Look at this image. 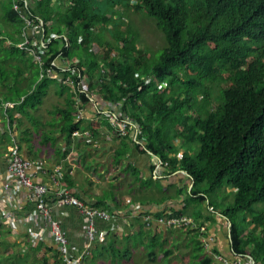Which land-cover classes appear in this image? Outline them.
I'll return each mask as SVG.
<instances>
[{
  "label": "trees",
  "instance_id": "obj_1",
  "mask_svg": "<svg viewBox=\"0 0 264 264\" xmlns=\"http://www.w3.org/2000/svg\"><path fill=\"white\" fill-rule=\"evenodd\" d=\"M132 5L163 33L158 53L139 44V30L126 20ZM84 78L98 97L123 102V113L139 126L140 148L170 171L187 172L189 196L211 205L219 188L235 191L232 203L215 209L231 223L232 251L264 264V208L255 209L264 203V0H0V103H13L6 111L12 129L2 135L6 144L59 161L68 153L62 147L76 138L89 145L73 135L94 132L99 122L83 124L81 108L90 101L81 91ZM141 215L123 240L146 249ZM158 235L147 243L153 264L160 263L153 248H162L163 259L171 252L169 238ZM197 237L190 240L194 257L183 264H221L205 254L210 241ZM99 244L81 263L136 257L126 243L124 250ZM47 249L50 255L43 251L30 260L27 252L9 263L65 264L56 249ZM141 257L146 264V250Z\"/></svg>",
  "mask_w": 264,
  "mask_h": 264
},
{
  "label": "crops",
  "instance_id": "obj_2",
  "mask_svg": "<svg viewBox=\"0 0 264 264\" xmlns=\"http://www.w3.org/2000/svg\"><path fill=\"white\" fill-rule=\"evenodd\" d=\"M4 103H0L1 179L6 177V152L4 153V149L12 145L10 142L6 144L2 135H8V132L12 133L11 122L6 111L13 104L5 105ZM15 113L18 114V112ZM81 118L84 125L91 120L99 121L98 125L94 126V132H92L99 143L98 146L93 145L92 142L87 145L84 140L76 138L67 145V148L65 145L62 147L65 150L67 149L68 153L59 161L57 160L58 156L53 157L51 153L48 155L42 154L41 158L29 157L26 155L27 149L22 144L21 146L18 144L23 156L33 160L38 159L42 162L41 166L30 167L29 173L34 181L47 185V200L53 204L52 215L60 221L66 232L71 254L79 256L83 253L78 264H83L81 262H83L84 257L96 246H100L99 243L101 242L102 248L107 250H110L113 246L118 247L117 241H121L123 244L126 243L128 248L134 250V245L131 242L128 244L123 239H125V235L133 234L135 226L139 227L137 217L141 213L145 234L148 237L146 242L151 241L153 237H158V234L169 238L165 249L171 252L168 253L170 256L164 262L160 261V258H163L162 248H153L155 252H158V261L160 262L158 264H165L167 261L170 264H183L184 258L189 260L194 257V245L190 244V240L195 234L198 236V240L201 237L200 240L203 241L208 240L210 236L214 237L209 246L205 244V254H208L209 257L221 264L226 263L219 257L234 261L236 254L232 251L229 240L231 223L219 211L211 208L209 201L204 202L201 198L189 196L193 182L187 172L180 170L172 172L164 166L161 172L155 173L153 155L150 151L144 150L136 144L134 130L131 129L125 134H119L117 128L111 125L106 117L97 115L92 103L87 102L81 108ZM12 125L16 135L19 134V130L15 128V121H12ZM176 146L180 145L176 144ZM118 154L120 155L118 156ZM117 157H119L118 161ZM66 161L68 164H65ZM57 165L61 167L59 174L55 170ZM63 171L69 174L64 176ZM57 189H69L89 205H94L100 199H104L100 207L117 213L118 223L109 225L104 221H97L99 234L88 244L84 237L85 222L81 220L78 209L72 205L54 203ZM115 200L118 201L119 206L114 202ZM33 205V203H27L26 207L31 210ZM174 212H181L182 214H175ZM170 215L193 218L196 223L178 228L160 227L157 223L158 218ZM146 218L151 221L150 224H147ZM46 223L43 217H38L29 222L17 220L16 230H11V227L7 225L1 226V262H8L6 260L13 258L12 250L14 249L17 250L20 256L29 252L30 260L35 254L39 257V254L43 251L50 255L51 250H48V247H52L59 252L56 242L48 234ZM29 227H43V238L36 243L32 242ZM200 227L207 229L202 230L206 234L200 235ZM179 231L186 233L183 239L178 236ZM171 239L174 242L182 241L184 247H168L167 245H170ZM40 245L41 249H37ZM22 247L26 252L21 250ZM150 250L152 248L146 249V264H153L154 261L153 256L150 255ZM61 256L66 264L62 254ZM177 259L179 261L176 263ZM98 260L104 262L106 257L99 256ZM99 264L101 263L99 262Z\"/></svg>",
  "mask_w": 264,
  "mask_h": 264
},
{
  "label": "built area",
  "instance_id": "obj_3",
  "mask_svg": "<svg viewBox=\"0 0 264 264\" xmlns=\"http://www.w3.org/2000/svg\"><path fill=\"white\" fill-rule=\"evenodd\" d=\"M17 7V3L14 4ZM29 23V22H28ZM24 41L19 43L20 47H24ZM43 43L41 42V45ZM49 74L51 70L49 69ZM88 79V78H87ZM86 78L82 81L81 91H84L89 98V103L93 104L95 112L98 116H104L111 125L117 128L119 134H125L131 129L134 130V140L137 139L139 133L138 124L127 114L123 113V102L121 100H104L98 99L93 92L88 90ZM5 105H12L10 101H6ZM73 135L82 136L85 139H91L93 145L98 146V141L94 138L89 130H74ZM6 177L0 178V227L7 225L11 230H16V221L29 222L38 217H43L46 220L48 227V234L56 242L59 252L63 255L66 264H78L82 257L72 255L70 251V244L65 230L62 228L60 221L52 215V203L47 200L48 187L44 183L34 181L29 173V168L35 165H40L42 162L38 159H29L22 155L19 146L16 143L8 146L6 153ZM155 173H159L164 168L161 159L154 156ZM42 169V167H41ZM56 173L59 174L61 167L59 165L55 168ZM56 204L72 205L78 209L81 220L85 222L84 237L86 242L90 244L99 234L98 222L99 220L108 223H118L119 217L117 213L110 212L101 207H94L84 203L69 189H57L55 195ZM27 203L34 205L29 210L26 207ZM132 213V210H131ZM138 214V213H137ZM136 215V214H135ZM147 224L150 220L146 218ZM149 220V221H148ZM160 227H183L196 223L193 218L186 216H164L157 220ZM202 230H206L204 227ZM29 235L32 242L36 243L43 238L44 228L29 227ZM209 241H213L214 237L210 236ZM88 246L86 247V249ZM22 251L24 247L21 248ZM226 264H258L256 260L246 255H236L234 261L219 257Z\"/></svg>",
  "mask_w": 264,
  "mask_h": 264
},
{
  "label": "rangeland",
  "instance_id": "obj_4",
  "mask_svg": "<svg viewBox=\"0 0 264 264\" xmlns=\"http://www.w3.org/2000/svg\"><path fill=\"white\" fill-rule=\"evenodd\" d=\"M130 13L128 14L129 16H126V20H128V22H130V24L132 25V28H137L140 32V36H141V40H143L142 42H139L140 45H142L144 48V50H148V51H157V53L161 50H158L159 48H161L164 44H165V40H164V35L163 33L160 32V30H158L155 26V22L146 14L143 13V11L140 10H135L134 5L131 6L130 8ZM97 96V95H95ZM98 99H100V97L97 96ZM42 127L39 128L38 132H35V135H38L39 132L41 131ZM39 135L35 137L34 140V145H39ZM215 198L212 199V204L210 205L211 208L215 209V207L219 210H222L223 208H225L229 203H232L235 200V191H233V189L231 187L228 186H224L222 188H219L217 190L216 193H214ZM264 208V203L260 202L257 203L255 205V209L256 211L258 210H262ZM240 216H243V213H239ZM251 216V214H247V218L249 219ZM178 236L180 237V239H183L184 236H186L185 232H181L179 231V233H177ZM172 238V237H171ZM172 242V243H171ZM170 245L168 244L167 246L170 248H176L177 247H184V244L182 243V241H173L171 239ZM117 243L119 244V247L121 249H124V244L123 242H119L117 241ZM147 243L146 242V249L147 248ZM229 243V241H228ZM133 248L137 249L136 251V257L134 259L131 260H122L120 257L116 260L117 262L112 263L111 261H113L112 258H110V261L108 264H142V257L145 249V245L144 246H138L135 245L133 246ZM158 254V252H157ZM13 261L18 260L19 258H21V256L17 253V250L15 251L14 249V254H13ZM8 262H5V264H13V263H9L11 262L10 260H6ZM106 261V260H105ZM104 261V262H105ZM123 261H126L123 262ZM161 262H164L165 259L160 258ZM179 260H176V263ZM106 264V262H105ZM165 264H170L169 261L165 262Z\"/></svg>",
  "mask_w": 264,
  "mask_h": 264
}]
</instances>
